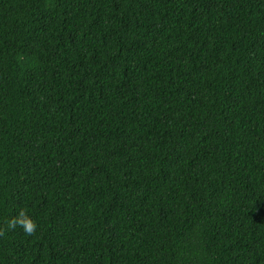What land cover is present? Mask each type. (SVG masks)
<instances>
[{"label": "trees", "instance_id": "trees-1", "mask_svg": "<svg viewBox=\"0 0 264 264\" xmlns=\"http://www.w3.org/2000/svg\"><path fill=\"white\" fill-rule=\"evenodd\" d=\"M0 264H264V0H0Z\"/></svg>", "mask_w": 264, "mask_h": 264}, {"label": "clouds", "instance_id": "clouds-1", "mask_svg": "<svg viewBox=\"0 0 264 264\" xmlns=\"http://www.w3.org/2000/svg\"><path fill=\"white\" fill-rule=\"evenodd\" d=\"M20 228L26 235H34L37 229L36 222L25 209H20L14 217L5 221L4 227H0V237L6 235L8 230Z\"/></svg>", "mask_w": 264, "mask_h": 264}]
</instances>
